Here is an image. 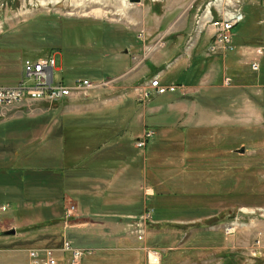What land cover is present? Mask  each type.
<instances>
[{
  "label": "rangeland",
  "instance_id": "374dc122",
  "mask_svg": "<svg viewBox=\"0 0 264 264\" xmlns=\"http://www.w3.org/2000/svg\"><path fill=\"white\" fill-rule=\"evenodd\" d=\"M226 1L0 0V88L46 58L57 81L99 86L0 110V170L11 171L0 172V234L16 231L0 235V264H29L35 250L72 264L56 253L64 238L87 250L75 264H154L156 253V264H264V0L239 4L236 50L210 55L212 30L196 42L198 22L209 9L222 17ZM158 77L178 90L143 100ZM103 167H130L142 194L113 227L98 219L122 206L77 189Z\"/></svg>",
  "mask_w": 264,
  "mask_h": 264
},
{
  "label": "built area",
  "instance_id": "2783aa9c",
  "mask_svg": "<svg viewBox=\"0 0 264 264\" xmlns=\"http://www.w3.org/2000/svg\"><path fill=\"white\" fill-rule=\"evenodd\" d=\"M243 0H227L226 6L231 10H227L222 17L216 19L213 17L211 10L209 9L198 22V34L195 36L196 42L202 35L207 34L208 28L212 30L210 37V43L207 48V52L210 55H228L233 53L235 49L234 45V28L245 21V14L243 8L239 6ZM142 38L144 34L141 33ZM166 42L164 38H160L157 41V47H165ZM261 64L258 62L252 63L251 67L253 71H260ZM57 61L55 58H46L41 60H27L23 66V78L20 85L10 88H0V110L5 107H11L24 101H41L56 103L66 99H71L79 94L87 95L90 90H93L98 85L94 84L90 80L78 79L71 85L62 81L56 80ZM60 73V72H59ZM227 85L230 84V80L226 81ZM178 87L175 85H163L160 77L152 80L148 86V89L143 91V100H147L153 94L164 95L167 93H175ZM153 131H150L144 137V142L139 141V148L145 147V143L153 136ZM1 209V208H0ZM68 219V215L66 217ZM145 225L137 223L136 233L138 239L143 241L145 235ZM84 252L87 250L75 249L67 241L63 240L62 247L57 255L64 257L69 255L72 260V264H75L79 260ZM29 264H61L56 254L53 251L35 250L29 254ZM154 260L151 262L156 264L159 262L157 253L153 255ZM151 256V259H152ZM65 264V263H62Z\"/></svg>",
  "mask_w": 264,
  "mask_h": 264
},
{
  "label": "crops",
  "instance_id": "0c3cea01",
  "mask_svg": "<svg viewBox=\"0 0 264 264\" xmlns=\"http://www.w3.org/2000/svg\"><path fill=\"white\" fill-rule=\"evenodd\" d=\"M255 53H257V52H255ZM255 53H254V55H255ZM260 54L261 55L257 54L258 58L263 57L262 53H260ZM255 57H256V55H255ZM256 60L258 61L259 59H256ZM28 104L31 105L33 103L28 102ZM118 105H119V103H118ZM93 107L94 108H92V109L97 108L96 106H93ZM108 148H109L108 146H103L102 149H100V150L96 149V151H93L90 155V158H89V159H91L90 162L97 160V157L102 152H104V150H109ZM64 160H65V158H64ZM136 161H139V159ZM77 162H79V161H77ZM60 165H63V162ZM136 165H138L137 162H136ZM94 169H96L95 170L96 172L99 171V173L101 175H99L98 178L93 180V181L90 180L91 181L90 186L81 184V187L77 188V186H79V185H76L75 187L77 189H81V190H83L84 188H89L90 197L93 198V199H91V201H92V204H94V206L95 205L105 206L110 211L112 209L110 206L115 208L116 206L120 205V206H122V208L118 207V209H116V210H123L120 212H117V211L112 212V213H116V214L121 213L122 215L103 214L100 216L102 219H98L99 222H102L103 225L109 224L111 227H113V226H115L116 222L119 223V220L121 222L122 221L121 219H130L129 217L131 216V214L135 213L134 208L131 209V207L137 205L136 200H134L133 198L136 199L142 195L140 192H138L137 185H134L135 188H133V186L131 184V175H130L131 173L129 172L130 167H127L126 169L125 168L121 169L120 172L116 173V174H115V172L113 173L112 169H109L108 167H103V168H100L99 170H97V168H94ZM0 172H2V175H3V173H7V174L11 173L10 169H9V171L0 170ZM80 175H81V177L83 176V174H80ZM105 175H106V177L104 180L103 177ZM0 179H3L2 176H0ZM64 193H66L65 195H67L68 194L67 190H65ZM78 193H82V192L78 191ZM132 195H133V198H132ZM109 221H112V223L111 222L109 223ZM98 227L94 228V227L90 226L87 229H92L91 231L98 232L99 231ZM103 227H107V226H103Z\"/></svg>",
  "mask_w": 264,
  "mask_h": 264
},
{
  "label": "water",
  "instance_id": "95a60500",
  "mask_svg": "<svg viewBox=\"0 0 264 264\" xmlns=\"http://www.w3.org/2000/svg\"><path fill=\"white\" fill-rule=\"evenodd\" d=\"M130 2H131V3H139L140 0H130ZM240 153H241V154H244V153H245V150L242 149V150L240 151ZM0 235H2V236H15V235H16V231L12 230V231H9V232L2 233V234H0Z\"/></svg>",
  "mask_w": 264,
  "mask_h": 264
},
{
  "label": "bare ground",
  "instance_id": "6f19581e",
  "mask_svg": "<svg viewBox=\"0 0 264 264\" xmlns=\"http://www.w3.org/2000/svg\"><path fill=\"white\" fill-rule=\"evenodd\" d=\"M217 1H219V0H217ZM55 59H56V58H55ZM152 260H154L153 256H152Z\"/></svg>",
  "mask_w": 264,
  "mask_h": 264
}]
</instances>
